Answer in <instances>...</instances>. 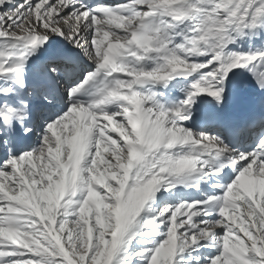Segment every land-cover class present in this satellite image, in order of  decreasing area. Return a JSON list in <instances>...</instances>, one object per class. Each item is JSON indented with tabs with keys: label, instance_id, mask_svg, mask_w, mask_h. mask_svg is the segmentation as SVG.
<instances>
[{
	"label": "snow or ice",
	"instance_id": "obj_1",
	"mask_svg": "<svg viewBox=\"0 0 264 264\" xmlns=\"http://www.w3.org/2000/svg\"><path fill=\"white\" fill-rule=\"evenodd\" d=\"M193 15H197L199 22L195 24L192 34L186 35L173 47H167L153 18L159 16L181 21ZM260 17H264V0L259 6H254V0H215L210 8L199 4L188 5L184 0H173L172 3L129 0L127 4H96L91 8L81 0H22L21 3L0 0V40L7 41L8 48H0V77L18 73L0 84V183L13 197L23 188L25 177L35 189L43 190L48 181L42 179V173L44 166L49 163L51 149L56 147V137L71 134V128L66 130L63 127L65 121L74 119L73 114L79 110L87 113L89 120L94 122L83 141L84 152L78 161L79 178L74 185L69 186L60 202V210L67 209L72 203L71 197L77 191L82 192L71 223L64 218L58 220L59 214L56 226L58 229L63 226L64 230L55 238H44V224L47 221L41 223L39 213L25 214L23 219L10 226L22 233H31L38 239L41 247L37 251L40 254L30 250L36 248L31 243H0V264H67V254H71L76 264H81V257L82 264H94L101 251L97 243L101 228L96 227L94 213L90 221L94 230L89 246L88 230L79 215L83 211L81 206H88L93 200L97 203L103 201L106 222L115 227V231L110 228L103 233V240L111 242L107 250L109 264H114L121 247L134 235L130 229L138 214L162 179L167 176L183 180L185 176L200 170L197 167L198 155L194 154L199 152L194 147L197 145H202L204 151L218 149L219 152L228 153L230 163L239 171L235 179L226 185L222 196L215 198L220 219L205 220L203 217L210 213L198 211L199 202L161 208L157 222L166 229V238L149 251L150 259H145H148V264H173L178 253H184L211 235L215 237L217 246L222 241V250L210 259L206 258L205 264H264V213L260 211L264 209V196L255 190V185L248 184L250 175L264 178V135H261L253 151L236 153L218 136L203 133L194 136L192 131L178 126L181 120L192 115L189 112L181 116V108L190 104L196 93H207L213 98V119L222 116L232 103L240 76L239 72L233 70L245 69L258 58L264 59V51L228 50L227 45L235 43V38L225 39L224 33L229 26H234L237 32L241 28L264 26L258 24ZM167 26L173 27L172 23ZM57 39L68 51L54 44ZM101 40L104 44L98 49L97 43ZM18 44L31 46L27 54L20 53L22 62L13 59L12 49ZM36 45H40L38 50ZM109 45L110 62L104 56V49H108ZM68 52L94 65V70L87 72L82 82H73L74 86H63V80L73 63V57ZM153 52L160 55L161 62L151 70L122 62L125 57L133 58V62L141 61L146 54ZM29 56L43 57L38 70L62 86L66 111L61 108L48 115L40 114L41 105L51 106L53 98L47 92L31 88L26 83L24 67ZM194 57L205 59L195 61ZM101 72L105 75L125 73L130 79L101 81L98 98L87 107L82 106L75 94ZM173 74L191 76L192 82L186 91L187 98L171 110L174 115L169 119L170 113L159 110V106L153 105L158 109L155 112L153 107L143 106L152 97L141 95L133 90V86L146 80L167 81ZM149 76L154 79H147ZM257 85L264 105V79L258 80ZM121 87L131 89L135 109L125 103L128 96L118 95L117 89ZM23 89H27V92L20 91ZM113 101L124 102L122 111L109 113L102 109L103 105ZM97 110H100L99 114ZM116 117L120 118V122H117ZM197 118L193 116V119ZM258 123L264 124V115ZM247 126H240L235 131H244ZM137 138L142 142L133 148L135 164L130 169L125 168L127 187H124L123 180L119 184L116 180H110L107 187L99 183L93 185L92 179L100 156L97 148L101 140L107 141L113 148V152L104 153V161L115 165L116 149L127 157L131 142ZM184 145L189 147V151H177L175 154L168 151ZM233 154L234 159H231ZM67 156L68 150L65 148L64 158L67 159ZM86 158L87 165L82 167V161ZM223 167L226 166L221 165L215 171L220 172ZM121 188L123 196L119 195ZM237 193L239 196L233 199ZM113 194H116L115 199ZM8 202L0 199V207L6 208ZM112 210L116 213L114 217L110 214ZM3 216L4 213H0V218ZM194 217L201 218L194 221ZM4 246H11V250H4ZM26 255L28 258H24ZM133 255L139 256L140 253L135 252ZM196 260H199V255ZM115 264H123V261H116Z\"/></svg>",
	"mask_w": 264,
	"mask_h": 264
},
{
	"label": "rangeland",
	"instance_id": "obj_2",
	"mask_svg": "<svg viewBox=\"0 0 264 264\" xmlns=\"http://www.w3.org/2000/svg\"><path fill=\"white\" fill-rule=\"evenodd\" d=\"M228 30H230V26L225 31ZM72 124L74 123H64L65 129H68L69 126H73V128H71L70 135L63 136L61 139L59 137L60 140L58 139V141L63 143L62 149L60 148V150H58L56 147L57 149L54 148L50 151L49 163L44 166L42 173V179H46L48 181L46 188L43 190L35 189L31 183L27 182V178L25 177L23 178V188L20 192L16 193L15 197H13L12 194L8 192L5 185L0 183V199L9 201L6 208L0 207V213H4V216L0 218V243L15 242L21 245H28L31 243L35 245L36 248L30 250L34 251V254H40V252L37 251V249H40L41 247L38 239L33 237L31 233H22L10 225L18 223L21 219H23L25 214L35 215L39 213L40 222L44 223L47 221V223L44 224V232L46 234L44 238L47 236L54 238L64 230L63 226H61L59 229L56 226V218L59 214L60 215L57 218L58 220L60 218H64L69 223H71L72 219L74 218V213L77 211V202L81 197L82 192L77 191L79 193L77 198L71 197L72 203L67 207V209L60 210V202L63 200L64 194L68 190L69 186L74 185L79 178V167L76 166L74 169L72 168V166L75 164L72 146L74 145L77 138H81V136L78 137V135L80 133H85V129L90 127V125L82 123L77 125ZM131 145L132 146L129 148L130 150L133 147L132 142ZM63 147L69 148L67 159L64 158L65 149H63ZM97 151L100 153V156L98 157L99 162L97 163L95 173L93 175L92 184L95 185L99 183L100 186L107 187L108 181L110 180H116L117 184H119L121 179H119L118 176L121 175V171H124V168H122L124 162L119 158L124 156L119 152L118 149H116L115 152H117L118 155L115 154L114 158L117 162L115 165H111L104 161L101 152L99 150ZM67 164L69 167H71L70 170ZM86 164H82L81 166L86 167ZM29 166L31 167V165ZM65 167H67L66 170H64ZM82 175L84 174L82 173ZM231 182L232 180L226 184ZM262 183H264V178H257L254 175H251L248 178V184L250 186L255 185L256 191L264 190V184ZM158 187L159 190H155V195L157 197L163 196L164 200L161 202H155L153 200L155 198L152 197L150 200L146 201L145 205L141 209L142 211H145L144 214L139 218L138 222L134 223L133 228L130 229V232L134 233V235L131 236L127 244L121 247L120 252H118L117 256L114 258V264L116 261H123V264H148V259H150V256L148 255L149 251L154 246L158 245L160 241L166 238V229L163 225L157 222L159 219V210L163 207L174 208L178 204L182 203V199L175 193H170L166 196L163 195L170 189L165 178L162 179ZM261 187L262 189H260ZM92 190L95 191V188ZM115 195L116 194H113L114 199ZM119 195L123 196V188L120 189ZM260 195L263 196L264 191H261ZM238 196L239 195L236 194L233 199L237 198ZM117 203H119V201H117ZM41 204H43V207ZM81 207L83 208V211L79 214L80 220L84 227L88 230L87 238L89 241V246H91V233L94 230L90 221L94 218V213L96 227L101 228V234L97 239V243L100 245L101 251L94 261V264H109L107 250L111 242L110 240H103V233L108 231L110 228L115 231V227L113 224L106 222L105 205L102 200L99 203L93 200L89 202L88 206L82 205ZM153 208H156L155 213L152 212ZM260 211L264 213V209H260ZM215 212H218V209H216ZM110 214L114 217L116 214L115 210H112ZM204 219L210 220L211 218ZM145 221H148V223H145ZM4 250H11V246H4ZM221 250L222 241L221 245L217 246L215 237L210 235L206 240L200 241L197 245H193L189 249H186L184 253H178L174 257L173 264H205L206 258L210 259L211 257L217 255ZM135 252H139L140 255H133ZM198 255L199 260L197 261L196 257ZM145 257H148V259H145ZM24 258H28V255H26ZM56 259L59 260L61 258ZM65 259L67 264H76V260L72 258L71 254L65 255ZM80 260L82 264L83 258L81 257Z\"/></svg>",
	"mask_w": 264,
	"mask_h": 264
},
{
	"label": "bare ground",
	"instance_id": "obj_3",
	"mask_svg": "<svg viewBox=\"0 0 264 264\" xmlns=\"http://www.w3.org/2000/svg\"><path fill=\"white\" fill-rule=\"evenodd\" d=\"M16 3H21L22 0H15ZM81 2L83 4H85L87 7L91 8L96 4H108V5H116V4H127L129 3V1H123V2H116L115 0H81ZM162 2L164 3H172L173 0H162ZM215 0H184V3L190 5V4H199L201 7L204 8H210L213 6ZM261 0H254V6H259L260 5ZM15 5H10L9 7H12ZM251 11V9H250ZM171 18H167V17H159L158 16V24L161 22H165L166 24L164 26H159L160 28V32L159 33H167L169 37L172 38V41L169 42L167 41L165 38H163L165 40L166 46L170 48L171 44H175L178 42H181L183 38H185V36H190L192 34V30L195 28V24L198 23V19H197V15H193L185 24L184 26L178 30V31H174L171 28H169L167 25L168 23H171ZM258 24L264 25V17H260L258 18ZM235 38V43H229L227 45V49L228 50H232V51H242V52H253V51H264V26H260L257 27L255 29H244L241 28L239 30V32H237V30L235 29L234 26H230V30L225 31L224 33V38L225 39H229V38ZM54 44L57 47H61L63 44L62 42L59 41V39H57L56 41H54ZM104 41L101 40L97 43V48L100 49L103 47ZM31 46L29 45H24V44H18L15 45L14 48L12 49L13 51V59L18 60V61H23V56L20 55L21 52H23L24 54H27L28 49ZM206 47V46H205ZM0 48H4L5 50H8L7 48V41L4 40H0ZM111 45H109L108 49H104V56L106 59L110 60L111 57ZM205 49H202V51H204ZM152 54H155V56H153ZM195 61H202L203 59H205V57H194L193 58ZM131 60L133 61V58H131ZM142 61V60H141ZM144 62L149 63V64H153L155 62H157V66L159 65V63L161 62V57L159 54L157 53H148L144 56L143 59ZM9 63H11V61H9ZM82 63H87L88 67H84V70H86L87 72H90L92 70H94V65H89V63L86 60H82ZM6 66H8L6 64ZM27 66V63L26 65ZM130 66V65H128ZM134 67V66H132ZM250 69V70H249ZM233 71H237L240 73L241 77H245L246 79L252 81L254 79H260L264 76V59H260L258 58L257 61H253L251 62L247 68L245 69H236ZM125 76V79H130V77H127V75L125 73H121ZM12 75H16V74H9L7 79H11ZM86 75V74H85ZM98 75V74H97ZM255 77V78H254ZM134 78V77H133ZM147 79H154V77H146ZM67 81H64V83H66ZM192 82V77L191 76H183V77H176L175 74H173L172 78L167 80V81H162V82H154L151 80H146L144 82H142L139 85H136L137 87H141L144 86L145 90H150V89H157L160 86H167V87H172V89H176L180 92L183 93V95L181 97H179L175 102H174V107L177 105H181L182 102L187 98L186 97V91L189 88L190 83ZM5 83V79L0 78V84ZM127 83H131V81H128ZM70 84V82L68 83ZM28 85L31 86V88H40V85H38L37 83H28ZM121 89H129L130 92L128 94H122L120 93ZM118 95L120 97H124V96H128L129 99L127 101H125V103L129 104L133 109H135V104H133L132 99H131V89L128 87H121L119 89H117ZM50 95L52 97L55 98V94L53 91L50 90ZM151 96V95H149ZM202 98H204V100H201ZM213 100L212 97H209L207 93H196L195 96L193 97L192 101L190 102V104L188 105H183L181 108V116H185L188 115L189 112L192 113L191 116H188V119L186 120H181L180 124L178 126H182L185 127L184 124L187 120H189L192 116H194L197 113V107L200 106L203 103L209 102ZM124 102H119L117 103V101H113L111 104H106L105 107L108 110L109 113H111L112 111H122V104ZM146 107H153L152 105V99L147 100L144 102V105ZM173 107V108H174ZM63 108L66 111V108L64 106H59L56 107L55 105H53L52 107H50V109H44V112L41 113V115H48L51 114L53 112H56L57 110ZM172 110V109H171ZM171 110L169 111L170 116L169 119H171V116L174 115V113L171 112ZM153 111H157L155 107H153ZM98 114L99 111L97 110ZM74 119H69V120H78V115L77 113H74ZM89 118V117H87ZM117 122H120V118L116 117ZM177 119L179 120L180 118L177 117ZM86 120V117H84L82 119V121ZM89 121V119L87 120V122ZM92 126L94 124V122H92ZM90 128V127H89ZM86 128L85 129V133L84 136H82L81 138H77L79 141V146L81 145L82 142V146L80 148V154L78 156V161L82 156V152H84V144L83 141L85 139V137L89 134L90 129ZM67 129V128H66ZM194 133V136L196 134V132L192 131ZM203 134L206 135H219L218 137L223 140L230 148L231 146H235L243 147V151L244 153H249L253 150H250V145L246 144L245 141L247 139H249V134H246L245 137H232L229 138L226 134H219L217 129H206L205 132H203ZM263 133H256L254 134L250 139L251 142L253 144L258 145L259 139L261 137ZM59 139V138H58ZM61 139V137H60ZM59 139V140H60ZM142 142V141H141ZM59 143V142H58ZM61 143V142H60ZM60 143L59 145L56 144V147L58 148V150H60ZM133 145H137V143H139V139L137 138V140H133L132 141ZM62 144V143H61ZM247 145V146H246ZM63 146V144H62ZM132 146V145H131ZM195 148L199 149L198 153H194L198 155V164L197 167L200 169L199 171H195L192 172L191 174L185 176V182H174L173 179L176 177H167L165 176V180H167L168 184L170 185V189L167 193H164L163 195H169L170 193L172 194V192H175L176 194H178V196L182 199L183 203H192V202H199L197 203V210L198 211H204L202 213H210V215H206L203 218H219L218 216V212H215L216 209H218V205L216 204V200L215 198L222 196V193L224 190H226V183H228L230 180H234L235 176L239 174V171L232 165L231 168L221 177H215L213 175V172L211 171L209 164L210 162H213V155L215 153V149H210L208 151H204L202 145H197L194 146ZM130 148V147H129ZM64 149V148H63ZM97 150H99L101 152L102 155H104L103 153L108 151L109 153L113 152V148L110 147L109 143L107 141L101 140ZM177 151H180L181 153L183 152H187L189 151V147L187 145L184 146H176L175 149L172 152H169L170 154H175ZM236 153H239L236 149ZM116 155H118L117 152H115ZM114 154V155H115ZM234 155H232L231 159H234ZM120 160H123L124 164L123 167L124 171H121V175H119V179L125 181L124 183V187H127V174L125 172V168L130 169L131 166H133L135 164V159L133 156V150L129 149L128 155L127 157H121L119 158ZM87 160V158H86ZM83 161L84 163L86 162ZM227 162H230V155L228 154V158L226 160ZM87 163V162H86ZM87 165V164H86ZM67 166L69 167V165L67 164ZM76 166L79 167V163L76 161L75 164L72 166V168L74 169ZM67 167L64 168V170H66ZM71 169V167H69V170ZM189 176V177H188ZM251 176V175H250ZM253 176V175H252ZM177 179H179V177H177ZM180 180V179H179ZM192 180V181H191ZM194 181V182H193ZM261 181V180H260ZM263 182V181H262ZM3 184V183H2ZM164 184V183H163ZM180 184H182L183 189H180L179 186ZM264 184V183H262ZM94 185V184H93ZM4 186V185H3ZM167 187V186H166ZM122 189V188H121ZM262 189V187L260 188ZM155 190H159L158 185L156 186ZM262 192L264 190H261ZM261 191H258L259 194H261ZM155 191L152 193V197H154L155 199H153L155 202L158 201H162L164 200V197H157L155 195ZM11 194V193H10ZM239 195V193H237ZM264 196V195H263ZM150 198V199H151ZM212 198V199H209ZM149 199V200H150ZM205 201H207L205 203ZM142 211V210H141ZM156 208L152 209V212L155 213ZM145 211H142L138 214L136 221H139V218L144 214ZM47 215V214H46ZM194 220H198L200 219V217H194ZM56 236V235H55ZM55 238V237H54Z\"/></svg>",
	"mask_w": 264,
	"mask_h": 264
}]
</instances>
